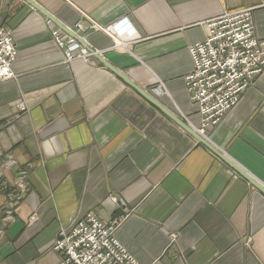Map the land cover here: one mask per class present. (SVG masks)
I'll return each instance as SVG.
<instances>
[{
    "label": "crops",
    "instance_id": "0c3cea01",
    "mask_svg": "<svg viewBox=\"0 0 264 264\" xmlns=\"http://www.w3.org/2000/svg\"><path fill=\"white\" fill-rule=\"evenodd\" d=\"M31 1L63 29L25 0H0L17 50L15 77L0 81V264H57L59 229L87 212L118 220L139 264H264V193L95 56L66 62L51 35L73 32L196 132L188 47L240 8L264 41V0ZM205 139L264 185V70ZM20 170L25 191L5 223Z\"/></svg>",
    "mask_w": 264,
    "mask_h": 264
},
{
    "label": "built area",
    "instance_id": "2783aa9c",
    "mask_svg": "<svg viewBox=\"0 0 264 264\" xmlns=\"http://www.w3.org/2000/svg\"><path fill=\"white\" fill-rule=\"evenodd\" d=\"M206 27L205 38L188 47L192 71L185 77L189 99L200 116L196 132L204 138L207 128L222 120L264 70V41L254 35L251 8L225 10L210 19ZM51 35L66 62L94 56L95 51L90 52L73 36L61 34L58 28ZM16 53L10 31L0 25V81L15 77L12 63ZM151 89L155 94L163 93L162 84ZM19 106L24 109L22 104ZM19 174L17 189L1 208L6 215L5 223L11 219L13 207L25 191V172L20 170ZM118 224V220L105 222L95 213L87 212L60 228L52 245L61 255L57 264H139L115 237Z\"/></svg>",
    "mask_w": 264,
    "mask_h": 264
},
{
    "label": "water",
    "instance_id": "95a60500",
    "mask_svg": "<svg viewBox=\"0 0 264 264\" xmlns=\"http://www.w3.org/2000/svg\"><path fill=\"white\" fill-rule=\"evenodd\" d=\"M27 3L32 5L35 9L40 11L47 19L52 21L54 24H56L58 27L63 29L61 25L44 9H42L39 5L34 3L31 0H25ZM71 36L76 38L79 41V38L72 32L70 33ZM80 42V41H79ZM82 45V44H81ZM86 47L90 52H94L92 49L88 48L86 45H83ZM98 60L100 66H105L108 69H110L113 73H115L117 76H119L123 81H125L129 86H131L134 90H136L143 98H145L149 103H151L153 106H155L157 109H159L161 112L166 114L170 119H172L179 127H181L183 130L187 131L189 134H191L199 143H201L203 146H205L207 149H209L212 153H214L217 157H219L222 161H224L226 164H228L235 172H237L239 175H241L243 178H245L251 185H253L255 188H257L259 191L264 193V185H262L259 181L254 179L251 175H249L244 169H242L239 165L234 163L232 160H230L226 155L221 153L218 149H216L211 143H209L204 137L200 136L198 133H196L193 129H191L184 121L179 119L178 117L174 116L173 114L169 113L166 109H164L153 96H151L148 92L145 90L139 88L138 86L134 85L128 78H126L123 74H121L119 71L114 69L110 64L106 63V61L98 54H93Z\"/></svg>",
    "mask_w": 264,
    "mask_h": 264
},
{
    "label": "rangeland",
    "instance_id": "374dc122",
    "mask_svg": "<svg viewBox=\"0 0 264 264\" xmlns=\"http://www.w3.org/2000/svg\"><path fill=\"white\" fill-rule=\"evenodd\" d=\"M151 92H152V89H151ZM152 93H153V92H152ZM17 203H18V201H17ZM17 203L15 204V206L17 205ZM13 209H14V207H13ZM12 211H13V210H12ZM85 214H86V213H85ZM85 214H84V215H85ZM5 216H6V215H4V217H5ZM9 220H10V219L7 220V223L9 222ZM58 232H59V231H58ZM57 234H58V233H57ZM56 237H57V236H56Z\"/></svg>",
    "mask_w": 264,
    "mask_h": 264
}]
</instances>
